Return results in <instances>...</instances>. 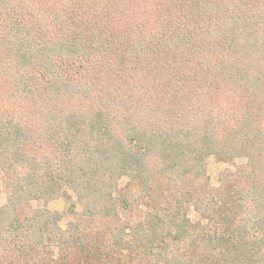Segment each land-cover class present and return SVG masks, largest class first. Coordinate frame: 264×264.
Wrapping results in <instances>:
<instances>
[{
    "label": "trees",
    "instance_id": "1",
    "mask_svg": "<svg viewBox=\"0 0 264 264\" xmlns=\"http://www.w3.org/2000/svg\"><path fill=\"white\" fill-rule=\"evenodd\" d=\"M0 174V264H264V0H0Z\"/></svg>",
    "mask_w": 264,
    "mask_h": 264
},
{
    "label": "rangeland",
    "instance_id": "2",
    "mask_svg": "<svg viewBox=\"0 0 264 264\" xmlns=\"http://www.w3.org/2000/svg\"><path fill=\"white\" fill-rule=\"evenodd\" d=\"M243 162L244 160L242 158L235 159L232 163H227L215 156L208 157L206 159V169L213 186H217L218 175L221 171L224 169L235 170L236 166ZM5 199L6 192L2 183V175L0 174V205L5 202ZM70 205H74L77 209H79V204L76 202L75 195L70 190H66L64 197L49 202L48 207L51 210L63 211ZM225 210L226 209L224 208L221 212ZM189 216L193 220L198 218V215L193 211H190ZM69 219V216L64 215L60 221L61 226L65 227Z\"/></svg>",
    "mask_w": 264,
    "mask_h": 264
}]
</instances>
